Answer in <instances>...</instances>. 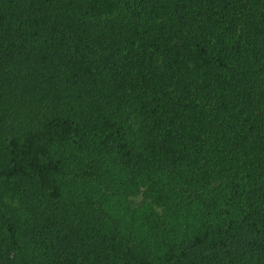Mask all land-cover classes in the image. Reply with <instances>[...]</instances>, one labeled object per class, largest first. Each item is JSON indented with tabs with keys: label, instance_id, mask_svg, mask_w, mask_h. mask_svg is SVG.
<instances>
[{
	"label": "trees",
	"instance_id": "trees-1",
	"mask_svg": "<svg viewBox=\"0 0 264 264\" xmlns=\"http://www.w3.org/2000/svg\"><path fill=\"white\" fill-rule=\"evenodd\" d=\"M0 264H264V0H0Z\"/></svg>",
	"mask_w": 264,
	"mask_h": 264
}]
</instances>
